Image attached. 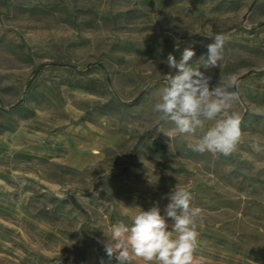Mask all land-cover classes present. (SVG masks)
I'll list each match as a JSON object with an SVG mask.
<instances>
[{"label":"rangeland","instance_id":"1","mask_svg":"<svg viewBox=\"0 0 264 264\" xmlns=\"http://www.w3.org/2000/svg\"><path fill=\"white\" fill-rule=\"evenodd\" d=\"M186 47L210 89L237 78L230 156L153 111ZM176 185L202 209L197 264H264V0H0V264H118L104 232Z\"/></svg>","mask_w":264,"mask_h":264},{"label":"clouds","instance_id":"2","mask_svg":"<svg viewBox=\"0 0 264 264\" xmlns=\"http://www.w3.org/2000/svg\"><path fill=\"white\" fill-rule=\"evenodd\" d=\"M225 40L223 34H218L207 45L203 68L220 66ZM194 56L191 47L183 50L179 60L168 55L166 63L172 72L158 90L153 111L159 114L160 121L171 124L177 134L189 141L192 151L230 156L242 142L241 117L232 111L238 93L230 90L238 87L237 78L232 76L226 84L210 89L211 78L190 62ZM206 122H213L212 126L197 136ZM252 147L254 151L261 150L258 145ZM168 199L163 215L155 205L147 211L140 208L130 217V224L118 220L111 225L108 233L104 232L107 255L115 254L118 264H131L133 259L144 264H197V220L202 209L192 205V194L185 187L176 185ZM166 218L174 221L172 230H168Z\"/></svg>","mask_w":264,"mask_h":264},{"label":"water","instance_id":"3","mask_svg":"<svg viewBox=\"0 0 264 264\" xmlns=\"http://www.w3.org/2000/svg\"><path fill=\"white\" fill-rule=\"evenodd\" d=\"M244 76H246V75H244ZM244 76H243V77H244Z\"/></svg>","mask_w":264,"mask_h":264}]
</instances>
